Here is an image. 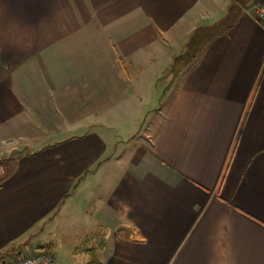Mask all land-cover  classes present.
Wrapping results in <instances>:
<instances>
[{
  "label": "crops",
  "instance_id": "0c3cea01",
  "mask_svg": "<svg viewBox=\"0 0 264 264\" xmlns=\"http://www.w3.org/2000/svg\"><path fill=\"white\" fill-rule=\"evenodd\" d=\"M230 1L0 0V264H264V0L168 76Z\"/></svg>",
  "mask_w": 264,
  "mask_h": 264
},
{
  "label": "trees",
  "instance_id": "16d2710c",
  "mask_svg": "<svg viewBox=\"0 0 264 264\" xmlns=\"http://www.w3.org/2000/svg\"><path fill=\"white\" fill-rule=\"evenodd\" d=\"M258 0H231L222 18L209 24H200L188 38L184 51L175 57L170 72L175 78L191 66L208 44L219 34L233 26L237 18Z\"/></svg>",
  "mask_w": 264,
  "mask_h": 264
},
{
  "label": "built area",
  "instance_id": "2783aa9c",
  "mask_svg": "<svg viewBox=\"0 0 264 264\" xmlns=\"http://www.w3.org/2000/svg\"><path fill=\"white\" fill-rule=\"evenodd\" d=\"M256 19L264 26V3L255 5ZM1 174V170H0ZM12 264H61L55 254L48 249H38L18 257Z\"/></svg>",
  "mask_w": 264,
  "mask_h": 264
},
{
  "label": "rangeland",
  "instance_id": "374dc122",
  "mask_svg": "<svg viewBox=\"0 0 264 264\" xmlns=\"http://www.w3.org/2000/svg\"><path fill=\"white\" fill-rule=\"evenodd\" d=\"M170 75L173 76L174 73L170 72L168 76L170 77ZM26 253H27L26 250L23 249L22 252H19V253L15 254V257H14V259H12L11 264H12V263H13L18 257H22V256H24ZM22 254H23V255H22Z\"/></svg>",
  "mask_w": 264,
  "mask_h": 264
}]
</instances>
